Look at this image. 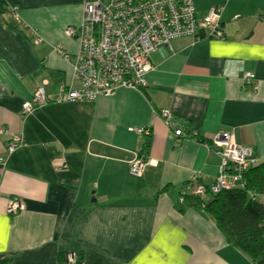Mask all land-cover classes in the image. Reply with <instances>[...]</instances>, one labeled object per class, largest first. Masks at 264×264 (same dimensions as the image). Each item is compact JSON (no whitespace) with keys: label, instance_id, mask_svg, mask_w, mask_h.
<instances>
[{"label":"crops","instance_id":"1","mask_svg":"<svg viewBox=\"0 0 264 264\" xmlns=\"http://www.w3.org/2000/svg\"><path fill=\"white\" fill-rule=\"evenodd\" d=\"M92 1L0 0V264H65L69 256L80 264H255L180 193L195 174L199 184L215 183L217 133L231 132L264 162V0H193L199 16L224 6L223 40L160 46L143 90L50 101L24 116L38 87L53 100L62 86H79V42L64 31ZM162 110L207 142L177 141ZM13 136L26 144L9 153ZM136 153L153 160L139 178L129 173ZM12 199L22 211L8 212Z\"/></svg>","mask_w":264,"mask_h":264},{"label":"built area","instance_id":"2","mask_svg":"<svg viewBox=\"0 0 264 264\" xmlns=\"http://www.w3.org/2000/svg\"><path fill=\"white\" fill-rule=\"evenodd\" d=\"M10 10L18 19V8ZM223 10V6L213 7L206 16L200 17L193 0H94L86 3L81 23L68 27L65 32L67 37L79 42V52L72 62L73 74L79 86H62L53 100H50L44 86L38 87L32 98L23 104V115L31 114L37 107L50 101L93 102L99 97L113 95L119 88H145L146 74L153 70L150 55L160 46L186 36L223 40ZM34 42L42 44L43 39L36 37ZM58 52L63 54L61 49ZM254 80V73L245 74L247 85ZM158 115L166 126L175 128V137L182 135L169 111L162 110ZM134 132L140 136L152 135L151 129L145 127L135 128ZM212 141L220 157L216 181L210 187L189 183L182 188L181 203H184L183 196L189 193V186H193L194 193L204 199L225 190L244 188V173L253 163L258 164L253 148L238 145L231 132L217 133ZM25 144L23 136H13L8 151L13 153ZM149 165H153L152 159L136 153L129 173L132 177H142ZM64 168L65 165L60 169ZM194 178L197 179V175ZM23 208L19 200L12 199L8 212L17 213ZM65 264H77V260L69 256Z\"/></svg>","mask_w":264,"mask_h":264},{"label":"trees","instance_id":"3","mask_svg":"<svg viewBox=\"0 0 264 264\" xmlns=\"http://www.w3.org/2000/svg\"><path fill=\"white\" fill-rule=\"evenodd\" d=\"M145 1L149 0H140V2ZM219 6L223 5H217L214 8ZM203 38L205 37L201 39ZM178 128L182 135L175 137L177 141L207 142L199 138V133L189 121H179ZM149 145L150 143L147 142L145 151L148 150ZM244 177L246 181L244 188L225 190L208 199L186 193L182 204L198 209L205 206L204 212L211 214L219 230L231 245L239 249L255 264H264V202L259 199L264 196V162L253 163L247 168ZM77 264L80 262L78 261Z\"/></svg>","mask_w":264,"mask_h":264},{"label":"rangeland","instance_id":"4","mask_svg":"<svg viewBox=\"0 0 264 264\" xmlns=\"http://www.w3.org/2000/svg\"><path fill=\"white\" fill-rule=\"evenodd\" d=\"M66 32V30L64 31V33ZM186 37H194V36H186ZM181 38H184V37H179V38H176V39H181ZM196 38V37H195ZM197 39V38H196ZM173 40H175V39H173ZM173 40H171V41H173ZM170 41V42H171ZM170 44V43H169ZM75 102H77V101H75ZM213 142V141H212ZM26 143V142H25ZM61 167H63V165L61 166ZM65 168H66V165H65ZM59 170H60V167H59ZM196 175V174H195ZM198 177H197V179H195V178H192L191 180H189V181H187L186 183H184V187H187L188 186V183L190 182L191 184H197L198 183ZM211 185H209L208 187H210ZM227 191H230V190H227ZM189 194H191V195H193L194 197H199L198 195H196L195 193H194V191H193V186H189Z\"/></svg>","mask_w":264,"mask_h":264},{"label":"bare ground","instance_id":"5","mask_svg":"<svg viewBox=\"0 0 264 264\" xmlns=\"http://www.w3.org/2000/svg\"><path fill=\"white\" fill-rule=\"evenodd\" d=\"M211 9H212V8H211ZM211 9H210V10H211ZM210 10H209V11H210ZM208 13H209V12H208ZM208 13H207V14H208ZM207 14H206V15H207ZM206 15H204V16H206ZM222 26H223V25H222ZM249 85H252V83H250ZM169 128H170V127H169ZM170 129H172V130H173V132H175V128H170ZM202 209H205V207H204V208H202Z\"/></svg>","mask_w":264,"mask_h":264},{"label":"clouds","instance_id":"6","mask_svg":"<svg viewBox=\"0 0 264 264\" xmlns=\"http://www.w3.org/2000/svg\"><path fill=\"white\" fill-rule=\"evenodd\" d=\"M260 162H258V164H259Z\"/></svg>","mask_w":264,"mask_h":264}]
</instances>
